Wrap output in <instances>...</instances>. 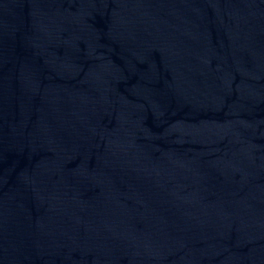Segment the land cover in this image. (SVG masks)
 <instances>
[{
  "label": "water",
  "instance_id": "water-1",
  "mask_svg": "<svg viewBox=\"0 0 264 264\" xmlns=\"http://www.w3.org/2000/svg\"><path fill=\"white\" fill-rule=\"evenodd\" d=\"M0 264H264V0H0Z\"/></svg>",
  "mask_w": 264,
  "mask_h": 264
}]
</instances>
